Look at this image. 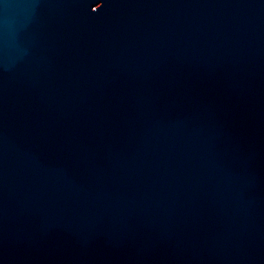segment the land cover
<instances>
[{"label": "water", "instance_id": "water-1", "mask_svg": "<svg viewBox=\"0 0 264 264\" xmlns=\"http://www.w3.org/2000/svg\"><path fill=\"white\" fill-rule=\"evenodd\" d=\"M0 264H264V0H0Z\"/></svg>", "mask_w": 264, "mask_h": 264}]
</instances>
